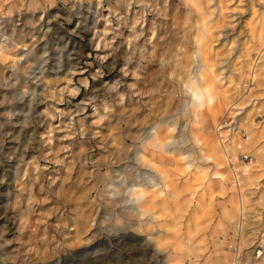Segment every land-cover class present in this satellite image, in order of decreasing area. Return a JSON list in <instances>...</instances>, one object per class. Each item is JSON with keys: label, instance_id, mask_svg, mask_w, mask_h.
<instances>
[{"label": "rangeland", "instance_id": "1", "mask_svg": "<svg viewBox=\"0 0 264 264\" xmlns=\"http://www.w3.org/2000/svg\"><path fill=\"white\" fill-rule=\"evenodd\" d=\"M0 10V264H219L226 214L248 264H263L253 247L264 242V143L219 166L235 184L221 187L186 132L190 91L163 67L169 47L194 53V32L211 26L228 83L253 38L264 52V0H0ZM258 93L263 105L194 134L243 145L249 123L263 141L264 84Z\"/></svg>", "mask_w": 264, "mask_h": 264}, {"label": "bare ground", "instance_id": "2", "mask_svg": "<svg viewBox=\"0 0 264 264\" xmlns=\"http://www.w3.org/2000/svg\"><path fill=\"white\" fill-rule=\"evenodd\" d=\"M203 28L205 29V31H200L199 33L194 32L193 34L194 40H192V42L194 43L195 52L188 53V51L190 50L179 51L178 49H176L177 47L171 46L172 48L169 47V50L167 52L169 61L164 64L163 68L165 70V67H168L170 71L172 70L175 74L180 75V83L186 85L187 89L190 91L191 98L188 102L187 112L184 113V117H186L187 119L189 117H192L193 120L191 124H187L188 131L186 132L187 134H190L194 142L198 144L199 151H204L206 153L204 160H210L212 162L214 169L212 172V176L216 178L215 182L218 183L221 187L225 185L228 188H234V179L230 175L224 176V174L219 171L220 167L224 164L231 165L232 167L242 164V162H244L242 159L245 156L243 151L244 147L255 151L257 150V148L263 145L264 140L261 141L262 132L255 133L253 130H251V124L249 123L240 124L239 130L242 133V137L245 139V143L243 145L241 144L240 139H238L236 142L232 141L231 143H222L217 142L216 140L213 141L211 137L195 135L194 133H196V131L198 130H204L209 123L210 125H218L220 123L219 119L225 111L231 112L232 109H235L234 107L242 106L250 100L251 102L257 100L255 103L257 107L258 105L262 104L263 98H258V92L259 87L264 84V82L260 79L261 76L264 75V72L260 71V69H262V67L264 66L261 62L264 60V52L260 54V51L257 49L258 44H255L256 40L252 35L253 48L251 47L252 49L250 50L249 47L244 48V62L240 65V71L233 74V78L228 83H221V80L218 78V60L214 55V49L212 50L211 47L212 37H214L215 34L210 29L211 26H204ZM259 37L263 39L262 36ZM174 42L176 41H173V44L176 45L177 43ZM182 46H184V44ZM160 50L154 51L152 58L157 57V54L158 52H160ZM228 60H230V58ZM234 63L233 67L235 66ZM192 65H195V74L190 73V68L192 67ZM221 67L223 66L221 65ZM166 71L169 70H167L166 68V70L163 72ZM174 79L175 78H173V80ZM156 96L157 95L155 93L150 92L149 99L152 103L154 102V98ZM141 97L145 96L142 95ZM157 112L153 107L149 111L152 117L156 116ZM177 118L179 117L177 116ZM160 121L161 120H159L158 122ZM157 126L158 123L156 122L154 126V133L151 138L152 140L156 141L159 140ZM219 138L220 140L224 139V136H222V132L219 133ZM246 178L248 177L242 170L239 172L237 178H235V183L239 186L241 195L246 193L242 190L243 186L247 183ZM229 182L231 184H228ZM225 217L226 225L222 224L221 231L219 232V236L217 237V244L220 252L219 264H230L228 263L230 260H232L234 264H248L249 262H251L252 257L250 256V253L242 252V248L243 245H245L246 239H244L242 232L238 230L239 221L236 219L235 215L232 214H226ZM227 234L231 237L229 241H226L225 239V236ZM237 236L238 241L236 240ZM233 241H237L238 243L236 246V253H234L237 254L238 252L239 254H237L236 256L232 251L235 258L231 257V259L227 261L228 257L230 256L229 254H231L229 253V250H231L230 244ZM186 246L189 250H193L195 248L191 237ZM236 247L234 248L236 249ZM253 249V252L260 251V254H257L260 257V261L264 264V242L260 240L254 245Z\"/></svg>", "mask_w": 264, "mask_h": 264}, {"label": "built area", "instance_id": "3", "mask_svg": "<svg viewBox=\"0 0 264 264\" xmlns=\"http://www.w3.org/2000/svg\"><path fill=\"white\" fill-rule=\"evenodd\" d=\"M186 264H191L189 261H186Z\"/></svg>", "mask_w": 264, "mask_h": 264}]
</instances>
